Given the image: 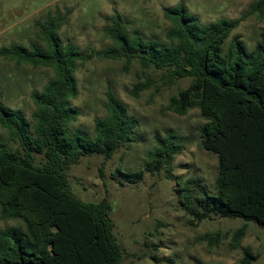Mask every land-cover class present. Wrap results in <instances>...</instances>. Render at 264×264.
Masks as SVG:
<instances>
[{
  "label": "trees",
  "instance_id": "obj_1",
  "mask_svg": "<svg viewBox=\"0 0 264 264\" xmlns=\"http://www.w3.org/2000/svg\"><path fill=\"white\" fill-rule=\"evenodd\" d=\"M163 13L171 22L166 42L140 32L129 33L122 17L115 15L105 28L112 45L89 52L60 37L66 19L56 11L36 23L41 45L0 48L4 59L54 72L41 91L31 94L35 106L32 122L21 109H10L0 100V127L6 130L9 142L17 145L10 148L0 142V216L20 220L25 227L0 228V264H122L108 199L83 202L71 192L68 182L69 166L91 154H102L104 166L133 141L139 126L138 119L128 115L109 89L107 114L95 120V138L81 128L70 131L80 116L72 106L80 93L76 73L79 65L94 56L123 61L126 68L136 61L145 69L165 70L164 85L191 77L190 85L172 96L167 108L180 116L199 109L205 120L199 130L201 146L218 159L214 194L202 186V179L173 178V162L183 145L179 136L168 133L156 138L143 171L123 173L127 182H137L144 172L164 169L167 178L175 181L192 225L211 220L215 214L264 227V27L252 50L232 36L250 15L264 14V0L240 18L208 24L182 2L164 8ZM150 87L151 82L138 85L133 94L138 97ZM199 189L203 194L198 196ZM246 230L243 225L235 231L234 248L239 247ZM226 237L217 231L201 239L216 246ZM256 260L246 250L238 264Z\"/></svg>",
  "mask_w": 264,
  "mask_h": 264
},
{
  "label": "rangeland",
  "instance_id": "obj_2",
  "mask_svg": "<svg viewBox=\"0 0 264 264\" xmlns=\"http://www.w3.org/2000/svg\"><path fill=\"white\" fill-rule=\"evenodd\" d=\"M259 0H0V48L12 44L30 47L41 45L37 39V22L47 13L58 11L66 23L59 34L65 41L74 42L80 49L102 51L112 45L105 28L115 15L122 17L129 33L140 32L166 42L165 34L171 22L163 9L184 3L203 24L221 18L236 19L247 13ZM264 27V14L254 13L233 32L252 50ZM231 38L225 44L227 48ZM165 70L142 68L133 62L126 68L123 61L94 56L79 65L77 78L80 93L72 106L80 111L70 131L84 130L95 138L97 118L106 116V92L111 89L135 116L139 126L132 134V142L119 149L103 166L102 154L85 155L67 169L71 192L81 201L98 203L108 199L113 234L123 252L122 264H238L246 250L257 256L254 264H264V227L243 218H222L212 214L211 220L192 225L174 180L167 178L164 169L144 172L137 182H127L124 174L143 171L149 152L156 146V138L168 133L180 137L183 151L176 156L173 178L202 179L214 194L217 176V156L201 146L199 130L205 123L199 109L180 116L168 110L171 97L188 87L191 77L164 85ZM54 72L50 68L34 67L0 57V100L10 109H21L32 122L35 106L31 94L42 90ZM151 82V87L134 96L135 87ZM0 142L10 148L0 127ZM40 160V157L37 156ZM103 171L101 172V167ZM124 173V174H123ZM197 190L196 195H202ZM247 225L246 235L238 248L233 246L235 231ZM20 227L17 219L3 220L0 228ZM221 231L227 234L219 245H210L201 237Z\"/></svg>",
  "mask_w": 264,
  "mask_h": 264
}]
</instances>
